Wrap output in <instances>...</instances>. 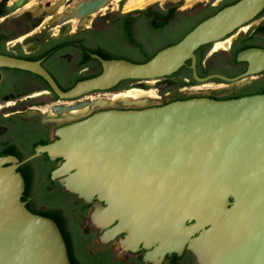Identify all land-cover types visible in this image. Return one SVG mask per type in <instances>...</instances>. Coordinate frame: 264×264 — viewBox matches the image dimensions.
I'll use <instances>...</instances> for the list:
<instances>
[{
    "label": "water",
    "instance_id": "water-1",
    "mask_svg": "<svg viewBox=\"0 0 264 264\" xmlns=\"http://www.w3.org/2000/svg\"><path fill=\"white\" fill-rule=\"evenodd\" d=\"M113 1L38 3L17 15L29 19L18 35L38 32L52 15L50 34L56 25L68 26L73 20L82 24ZM11 2L5 16L28 0ZM263 10L264 0H238L146 62L92 54L102 71L68 90L43 66V58L0 53V69L34 73L55 92L59 103L52 110L62 119L54 116L51 121L74 120L57 129L56 140L37 146L22 160L0 156V264H72L57 222L32 212L22 199L26 181L19 167L42 153L63 159L51 177L60 178L68 191L89 202H106L97 215L106 225L116 223L114 233L127 234L124 244H159L163 252L188 245L202 264H264V93L228 99L202 95L154 106L148 99L125 95L88 98L97 92L115 94L112 89L124 80L136 82L119 93L158 90L157 80L188 61L199 82H251L264 72V48L239 53L238 61L247 62L248 69L235 78L199 76L196 52L226 39ZM88 106L104 109L78 119V111Z\"/></svg>",
    "mask_w": 264,
    "mask_h": 264
},
{
    "label": "flooded vegetation",
    "instance_id": "flooded-vegetation-1",
    "mask_svg": "<svg viewBox=\"0 0 264 264\" xmlns=\"http://www.w3.org/2000/svg\"><path fill=\"white\" fill-rule=\"evenodd\" d=\"M214 1H207L205 6L195 10L185 9L181 3L171 2L125 10L127 0H118V3H114L105 11L101 10L87 17L82 24L78 21L70 23L59 35L50 36L49 26L38 31L36 35H28L21 39L22 36L18 34L26 29L29 19L26 16L9 20L4 18L8 1L0 0V17L2 16L0 52L13 56L49 52V55L43 57V66L60 86L67 87L73 83L76 76L98 74L102 71V65L92 54H108L113 58L127 60L146 57L160 44L172 42L182 35L187 25L196 21L203 10L209 6H218L224 0H219L218 4H213ZM115 5H119L118 8H115ZM10 30L15 34L9 35ZM219 42H224L225 45L216 49V43H211L199 49L196 54L198 74L201 72V77L222 74L235 78L245 73L248 63L240 62L237 58L245 49L264 48V10L254 21L235 30ZM191 64L192 62L188 64L189 68ZM185 81L190 79L186 78ZM210 81L215 84L196 80L197 84L183 86L177 91L172 87V80L168 76L157 80L156 86L158 89L163 86L170 91V94L163 98L162 104L176 97L178 92L185 96L206 95L228 99L249 95L254 90H264V72L257 74L251 82L226 81L220 78ZM200 84L203 85L200 89L206 91L205 93L182 91L183 88ZM119 92L121 91L114 90L115 94L111 96H120L122 93ZM58 103V96L40 76L20 69L1 68L0 156L27 157L35 152L37 146L56 140L57 129L74 121L50 120L54 116L62 119L52 110V106ZM102 109L104 108H97L89 114L84 113L86 109L78 111L82 113L78 119ZM36 159L32 167L36 189L30 195L24 194L23 201L39 208L37 195L44 187L40 176L47 172L52 163H55L57 168L63 159L53 160L47 153H42ZM52 180L59 187L50 188L49 191L58 195L63 194L62 202L54 208L62 213L64 228L70 241L68 253L69 255L71 253V260L77 264H202L188 245L163 252L158 248L159 244H152L149 247L143 243L134 247L124 244L123 240L127 234L114 233L112 228L116 223L106 225L105 220L97 215L99 208L107 206L105 201L95 198L89 202L68 191L60 178ZM44 206L50 207L51 204L45 202Z\"/></svg>",
    "mask_w": 264,
    "mask_h": 264
},
{
    "label": "trees",
    "instance_id": "trees-1",
    "mask_svg": "<svg viewBox=\"0 0 264 264\" xmlns=\"http://www.w3.org/2000/svg\"><path fill=\"white\" fill-rule=\"evenodd\" d=\"M237 1L238 0H224L218 6H215V7L209 6L208 8H206L205 10L202 11V13L196 19V21H194V22L190 23L189 25H187V27L185 29V32L182 35L178 36V38H176L174 41L167 42V43H164V44H160L152 52H150L146 57H139V58L131 60V61H133V62H146V61H148L159 50H161V49H163V48H165V47H167L169 45H172V44L180 41L189 31H191L195 26H197L201 21H203L206 18L210 17L211 15L217 13L222 8H224V7H226V6L230 5V4H233V3L237 2ZM14 34H15V32L10 30L9 35H14ZM198 52H199V50L196 52V54H198ZM0 53L7 54L6 52H0ZM49 54H50L49 52H41L39 54H32V55L19 54V55H15V56L22 57V58H27V59H31V60H38V59H41V58H43V57H45V56H47ZM10 55H12V54H10ZM101 56L106 58V59H112L113 58L111 55H108V54H102ZM190 62L191 61H188V63L185 66H183L179 71H177L176 73H174V74H172L170 76V79L172 80V87H175L177 91H178L179 88H181L183 86L197 84L195 78L193 77L192 69L188 67V64ZM94 75H96V74H91V75L84 74V75H81V76H76L74 78V81H73V83L71 85H69L67 87L62 85L61 88L64 89V90H68L72 86H74L79 80H82V79H85V78H89V77H92ZM200 75H202L201 72H199V76ZM186 78L190 79V81H185ZM134 82H135V80H124V81H121L112 90L113 91L114 90L115 91H123L126 88H129ZM256 93H264V90L263 91L254 90V91L250 92L249 95L256 94ZM197 96H202V95L185 96V95H182L181 93L178 92L176 97L171 98V100L165 102L164 104L169 103L171 101L179 100V99H187V98L197 97ZM211 98H214V97H211ZM17 157H19L22 160L26 156H17ZM36 161H37V159L35 158V159L29 161L28 163H26V164H24V165L19 167V171L23 174V176L25 178V181H26V190L24 192V194H26V195H30L36 189L34 176L32 174V167H33V164ZM55 167H56V164L52 163L47 168V170H46L47 172L44 175L40 176L42 184L44 185V187L41 188L42 192L37 195V201L40 202V205H39L40 207L38 208L37 205L35 207H32L31 204H27V207L34 213H37V214H40V215H44V216H47V217H50V218L54 219L57 222V224L59 225V227H60V229H61V231H62V233L64 235V238L66 240L67 247L69 249L70 241L68 239L67 232H66V230L64 228V220H63V217H62V213H61L60 210H57V209L54 208V206H56L57 204L62 202V200H63L62 195L63 194L58 195L56 192H50L49 191L50 188H53V187H56V186L59 187V185H57V183L54 182L52 180V178H51L52 170ZM47 177H48V179H47ZM22 199L24 200L25 196L22 197ZM45 202H50L51 206L50 207L44 206ZM69 256H71V253H70ZM70 260H71V257H70ZM71 262H72V264H77L75 261H73V259L71 260Z\"/></svg>",
    "mask_w": 264,
    "mask_h": 264
},
{
    "label": "bare ground",
    "instance_id": "bare-ground-1",
    "mask_svg": "<svg viewBox=\"0 0 264 264\" xmlns=\"http://www.w3.org/2000/svg\"><path fill=\"white\" fill-rule=\"evenodd\" d=\"M11 1V0H10ZM116 0H114L112 2V5L114 4ZM159 0H129L127 1L126 3V6H125V9H129V8H135V7H144L148 4H152V3H155ZM199 0H188L189 4H196ZM36 2V1H35ZM33 0H28V2L18 8L15 12H11L9 13V15L7 16H4V18H8L11 19L13 17H15L16 15L22 13L25 9L29 8V7H35L38 3H35ZM6 3V2H5ZM12 2H9L8 5L10 4L11 5ZM63 7H65L64 5L61 6L58 10V12H61L63 11ZM108 7H111V6H107L105 9H107ZM2 13V12H1ZM2 17V16H1ZM1 17H0V20H1ZM55 16H47L43 23L41 24V26H39L37 28V30H41L43 28H46V27H49L50 26V23L51 21L54 19ZM74 21H77V20H73ZM66 26H62V25H56L52 28V33H55V34H60L61 30L63 28H65ZM225 43L224 42H218L216 43L215 47L216 49H218L219 47L221 46H224ZM156 91L155 89H149V90H142V89H131V90H128L124 93H122L121 95H125V96H130L132 99H152V98H156L157 97V94H156ZM86 109V108H85ZM84 109V110H85ZM88 110V109H86Z\"/></svg>",
    "mask_w": 264,
    "mask_h": 264
},
{
    "label": "rangeland",
    "instance_id": "rangeland-1",
    "mask_svg": "<svg viewBox=\"0 0 264 264\" xmlns=\"http://www.w3.org/2000/svg\"><path fill=\"white\" fill-rule=\"evenodd\" d=\"M8 1V3L9 2H11V1H15V0H7ZM35 3H43V4H47V3H52V2H56V1H59V0H33ZM81 0H72V4H71V6H73L74 4H76V3H78V2H80ZM127 1H129V0H127ZM202 1H208V2H210V0H199L198 1V3L199 2H202ZM169 2H171V3H181V5L183 6V7H185V9H190V8H192L194 5L193 4H189V2H188V0H159V1H157V2H155V3H152V4H156V3H159V4H166V3H169ZM218 2H219V0H215L214 2H213V4H218ZM114 3H118V0H116ZM197 4V3H196ZM148 5H151V4H148ZM148 5H146V6H148ZM118 6L119 5H115V8H118ZM145 6V7H146ZM141 8H143V7H141ZM63 9H65V7H63ZM135 9H137V8H135ZM104 11H105V9H103ZM125 10H128V9H125ZM134 10V9H133ZM17 17H19V16H15V18H17ZM13 19V18H12ZM39 31V30H38ZM41 31V30H40ZM34 33V34H33ZM36 33H38V32H32V33H29V34H26V35H36ZM50 34V33H49ZM52 35H59V34H55V33H51ZM51 34H50V36H51ZM61 34V33H60ZM26 35H21L22 37H20L21 39H23ZM207 84H215V82H213V81H208L207 82ZM154 87H156V84H154ZM203 87V85L202 84H200V85H197V86H193V87H187V88H183L182 89V91H184V92H187V93H196V92H202V93H205L206 91H204V90H202V89H200V88H202ZM155 90H157V89H155ZM111 93H104V92H97V93H93V94H91L90 96H88V98H91V99H99V98H108V97H111V95H110ZM156 94H157V97L156 98H152V99H149V101H150V103H149V105L150 106H152V105H154V104H157V103H163V98L164 97H166V96H168L169 94H170V91H168V89L167 88H161V89H158L157 91H156ZM86 109H88L86 112H84L85 114H89V113H91L93 110H95V109H93V108H91L90 106H88V107H86ZM97 109V108H96Z\"/></svg>",
    "mask_w": 264,
    "mask_h": 264
}]
</instances>
